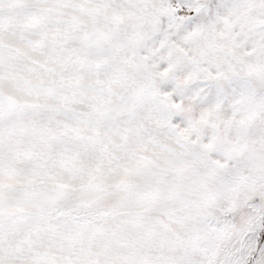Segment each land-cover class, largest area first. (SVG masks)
<instances>
[{
    "label": "snow or ice",
    "instance_id": "obj_1",
    "mask_svg": "<svg viewBox=\"0 0 264 264\" xmlns=\"http://www.w3.org/2000/svg\"><path fill=\"white\" fill-rule=\"evenodd\" d=\"M0 264H264V0H0Z\"/></svg>",
    "mask_w": 264,
    "mask_h": 264
}]
</instances>
